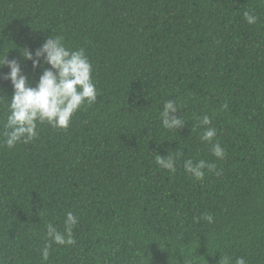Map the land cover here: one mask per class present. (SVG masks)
<instances>
[{
	"label": "trees",
	"instance_id": "16d2710c",
	"mask_svg": "<svg viewBox=\"0 0 264 264\" xmlns=\"http://www.w3.org/2000/svg\"><path fill=\"white\" fill-rule=\"evenodd\" d=\"M49 35L85 51L97 99L28 143L0 136V264H264V0H0V58L21 61L33 86L41 69L21 51ZM168 99L177 130L161 122ZM178 150L174 173L157 165ZM188 159L216 168L197 180ZM68 212L75 243L44 260L47 225L63 232Z\"/></svg>",
	"mask_w": 264,
	"mask_h": 264
},
{
	"label": "clouds",
	"instance_id": "9594fccd",
	"mask_svg": "<svg viewBox=\"0 0 264 264\" xmlns=\"http://www.w3.org/2000/svg\"><path fill=\"white\" fill-rule=\"evenodd\" d=\"M244 17L249 24L257 21V16L245 12ZM21 55L24 60H30L33 69H41L38 81L33 86L28 75L24 72L17 59L9 60L7 53L0 58V68L7 65L9 71L3 74V79L10 80L13 93L8 104L6 120L2 125L0 136L2 143L8 148H14L18 143H28L38 136V125L48 123L53 127L67 128L72 116L85 105H92L97 99V89L92 78L93 66L85 51L72 50L63 41L62 37L49 35L47 39L35 50L22 48ZM4 96H0L2 98ZM227 108V105H223ZM176 101L167 100L161 111V122L166 129H179L184 126L180 115H176ZM180 109V108H179ZM201 125L208 126L204 129L200 139L211 143L216 136V129L211 127V118L204 115ZM213 155L223 159L224 150L217 142L212 148ZM182 155L177 151L175 155L157 154L156 163L170 171H176L177 158ZM214 163L204 160L193 162L191 159L184 161V169L197 180L205 176V169L214 171ZM207 222H213V216L207 214L203 217ZM78 223V218L71 212L66 214L65 229L59 231L52 223L47 225V240L41 249L44 260L49 257L52 243L58 245H71L75 243L72 230ZM219 264H231V258L221 257ZM235 264H246L244 257H237Z\"/></svg>",
	"mask_w": 264,
	"mask_h": 264
}]
</instances>
